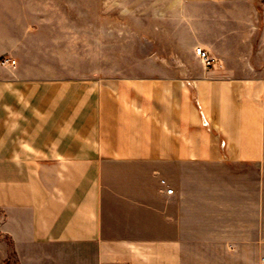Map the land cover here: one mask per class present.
<instances>
[{"label":"crops","instance_id":"0c3cea01","mask_svg":"<svg viewBox=\"0 0 264 264\" xmlns=\"http://www.w3.org/2000/svg\"><path fill=\"white\" fill-rule=\"evenodd\" d=\"M32 5L0 0V264H264V0L168 1L114 75Z\"/></svg>","mask_w":264,"mask_h":264},{"label":"rangeland","instance_id":"374dc122","mask_svg":"<svg viewBox=\"0 0 264 264\" xmlns=\"http://www.w3.org/2000/svg\"><path fill=\"white\" fill-rule=\"evenodd\" d=\"M168 1L171 0H30V3L34 4V10L60 16L57 23L76 26L78 64H85V39L90 28L95 38L100 36L103 25L106 43L103 63L110 70V75H114L118 66L127 69L133 64L156 63L155 58L150 59L149 53H156L155 39L164 34L165 3ZM66 3H71V6L68 7ZM95 43L94 53L97 47ZM135 51L137 55H134ZM160 52L163 53L162 50Z\"/></svg>","mask_w":264,"mask_h":264},{"label":"built area","instance_id":"2783aa9c","mask_svg":"<svg viewBox=\"0 0 264 264\" xmlns=\"http://www.w3.org/2000/svg\"><path fill=\"white\" fill-rule=\"evenodd\" d=\"M196 54L198 55V57L202 60V62L204 63V65L208 68L215 66L218 63V58H216L215 56H213L210 51L208 49H206L204 46H197L196 47ZM0 63L4 66H8V65H14L16 64V60L12 59L10 57L7 56H3L0 59ZM163 182L165 183V181L163 180ZM168 193H172L174 192L173 188H168L167 189Z\"/></svg>","mask_w":264,"mask_h":264}]
</instances>
